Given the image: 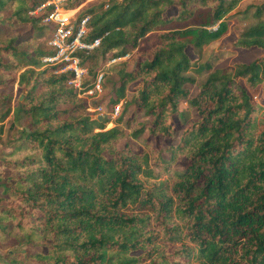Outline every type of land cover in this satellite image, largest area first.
<instances>
[{"label":"trees","instance_id":"obj_1","mask_svg":"<svg viewBox=\"0 0 264 264\" xmlns=\"http://www.w3.org/2000/svg\"><path fill=\"white\" fill-rule=\"evenodd\" d=\"M47 1L0 0V135L9 120L18 135L0 160V227L19 243H47L46 253L9 254L10 264H264V129L257 127L264 105L248 91L262 86L264 93V55L216 69L199 84L188 75L195 66L188 48L200 55L226 36V16L240 1L86 3L75 14L86 8L77 16H89L85 40L102 42L92 55L80 54L88 71L83 87L91 88L103 68L88 70L96 56L135 51L137 60L133 69L126 61L114 64L119 79L112 103L139 85L120 110L119 122L131 112L126 128L108 130V120L92 119L77 103L67 86L71 75H54L59 66L41 70L51 49L17 43L20 28L47 30L42 23L53 6L31 15ZM263 14L264 3L253 14L256 25L233 47L264 51ZM208 69L206 63L198 72ZM15 82L25 95L12 106L3 88ZM183 104L196 120L186 122ZM140 112L149 123L137 121ZM179 126L169 158L118 147L146 132L173 139ZM179 158L188 163L175 170Z\"/></svg>","mask_w":264,"mask_h":264},{"label":"rangeland","instance_id":"obj_2","mask_svg":"<svg viewBox=\"0 0 264 264\" xmlns=\"http://www.w3.org/2000/svg\"><path fill=\"white\" fill-rule=\"evenodd\" d=\"M76 0H66L60 4L61 9H65L69 6H71ZM115 0H87L84 4L79 6L76 10H70L69 11H75L74 14H76L86 3H100L103 4L106 8V6L110 3H113ZM122 1V0H118ZM238 6L230 12L226 16V21L228 23V33L226 36H224L222 39L210 44L209 46L204 47L200 51V55L196 54L191 47L188 48L187 52L190 56V58L195 61V66L192 70L188 71V75L192 77L196 84L202 83L206 80L209 73L213 72L216 69L223 68L225 66H229L235 63H249L253 60H255L258 57H261L264 55L263 50L258 49H252V50H243L240 48L233 47V43L238 38L240 33L244 32L248 28L256 25L257 21L254 18L253 14L255 12V9L257 6L264 3V0H239ZM89 5V6H90ZM86 8H84L80 14H83L85 12ZM46 8L38 11L36 14H33L35 10H33L31 13L32 16H41L45 13ZM67 15H71L73 13H66ZM80 14H77L74 16V19H77V16H80ZM262 20L264 21V14L262 16ZM46 26L45 23H42ZM40 25H37L39 27ZM47 30H43L42 32H36L32 28H20L17 31V43H29L31 47L33 48H40L43 51H50V48L47 45V41L50 34V27L47 26ZM217 26L211 27V29H216ZM133 52H128L130 55V58L126 61L128 64L129 69H133L136 66V58L134 57ZM126 55V54H125ZM84 60V57H82V62ZM42 61V60H41ZM120 61V62H123ZM107 62V57L98 55L95 59L87 61V67L88 70H92L93 72L96 71L100 67H105V64ZM118 63V62H117ZM208 63L211 67V69L200 71L198 72V67H200L203 64ZM116 64V63H115ZM115 65L112 64L108 67H105V76L102 83V91L99 93L89 94L88 91L92 90L94 88V85L91 88L85 89L82 86L81 91H76L75 89L71 88L72 90L76 91L77 93V103L83 104L85 106V112L95 120H98V118L101 117V120H108V123L105 124V130L113 128L116 124L121 129L126 128V122L128 120V117L130 116L131 112H128L124 115L122 121H118L121 118L122 112L120 111L117 115H115L113 106L122 104L124 105V102L130 101V99L137 95L136 88L138 87L139 83H133L129 85L126 97L123 100H120L118 104L112 103V98L114 97V90L116 88V83L118 82V69L114 67ZM51 66H47L42 61V69L50 68ZM87 69V68H86ZM22 72V71H21ZM20 72V73H21ZM93 72L89 73V77L93 78ZM20 73L18 75H20ZM54 75L58 76L63 73L55 72ZM17 75V76H18ZM88 77V75H87ZM87 77H84L83 84L85 83V79ZM249 94L252 98V101L259 105H264V93L262 86H258L255 89H248ZM197 90L195 87H190V97H194ZM3 94L8 95L12 97V106H15L16 103L20 102L23 99V95H25V91L20 88L15 82L14 84H9V86H5L3 88ZM103 107L100 110H97V107ZM67 107V106H62ZM124 107V106H123ZM123 111V108H122ZM184 117H186L187 121H194L196 120L197 114L196 111L191 109L189 105L183 104L180 110ZM180 120L178 117L174 118L175 122H179ZM137 121L139 123L147 124L150 122V118H146L143 114V112H140ZM257 127H258V133H260L264 129V116L262 113H259L257 116ZM25 122V121H24ZM21 122V125H25L26 123ZM182 122V120H180ZM11 120L6 121L3 126L2 134L0 135V160L4 158V156L11 150V141L16 139L17 135V128L14 130H11L10 128ZM183 127L179 126L177 130V134L173 139L164 138L162 136H149L148 133H144L139 139H124L121 142H119L118 147L120 149H123L126 144L130 146V149L137 153V152H150L151 149H154L158 152H161L164 158H169L170 154L167 152V148L171 145L177 144L180 140L181 134H182ZM99 131V130H96ZM187 160L185 158H179L177 161L173 164V167L175 170H181L187 165ZM168 176L164 175L161 178V181H164L167 179ZM2 207V203L0 204ZM24 241V240H23ZM46 242H43L42 240H37L34 244L26 243L25 241L22 243L18 242L17 238H12L8 232L4 231L0 227V264H10L8 255L9 254H16L20 256H26L31 254H36L39 252L46 253ZM141 251L134 253V255H139Z\"/></svg>","mask_w":264,"mask_h":264},{"label":"built area","instance_id":"obj_3","mask_svg":"<svg viewBox=\"0 0 264 264\" xmlns=\"http://www.w3.org/2000/svg\"><path fill=\"white\" fill-rule=\"evenodd\" d=\"M66 0H48L46 3L39 6L33 14L45 9L48 6H53L54 10L50 12L44 19L43 23L50 27V34L47 41L48 47L52 50L51 55L44 56L42 61L47 66L60 69L58 73H66L71 75L67 81V86L76 91H81L83 79L87 77L88 71L85 67H81L82 54L84 57L92 55L101 46L102 39L95 38L92 41H86V37L90 32L89 16H84L81 19H74L75 14L67 15L69 10L61 9L60 4ZM31 13V15H33ZM129 54L124 56L107 57L105 67H108L117 62L127 60ZM103 67L96 75L94 88L88 91L89 94L99 93L102 91V83L105 75ZM122 104L113 106L115 115L121 110ZM103 107H97V110Z\"/></svg>","mask_w":264,"mask_h":264},{"label":"bare ground","instance_id":"obj_4","mask_svg":"<svg viewBox=\"0 0 264 264\" xmlns=\"http://www.w3.org/2000/svg\"><path fill=\"white\" fill-rule=\"evenodd\" d=\"M68 13H73V14H74V13H75V11H68Z\"/></svg>","mask_w":264,"mask_h":264},{"label":"water","instance_id":"obj_5","mask_svg":"<svg viewBox=\"0 0 264 264\" xmlns=\"http://www.w3.org/2000/svg\"><path fill=\"white\" fill-rule=\"evenodd\" d=\"M98 120H99V121H101V117H100V118H98Z\"/></svg>","mask_w":264,"mask_h":264}]
</instances>
